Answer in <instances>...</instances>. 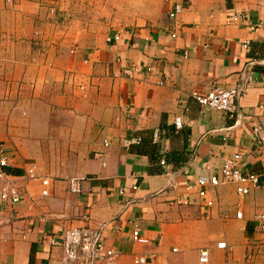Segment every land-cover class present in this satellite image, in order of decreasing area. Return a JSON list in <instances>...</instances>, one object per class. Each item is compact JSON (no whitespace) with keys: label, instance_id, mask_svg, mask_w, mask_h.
Wrapping results in <instances>:
<instances>
[{"label":"crops","instance_id":"obj_1","mask_svg":"<svg viewBox=\"0 0 264 264\" xmlns=\"http://www.w3.org/2000/svg\"><path fill=\"white\" fill-rule=\"evenodd\" d=\"M174 2L183 9L170 18ZM162 3L161 18L108 31L80 54L57 58L31 45L27 11L1 5L0 144L14 150L0 194L15 188L19 201L0 197V264H105L64 260L63 231L79 226L117 253L114 264H133L135 256L147 257L145 264H197L200 249L217 264L219 240L238 243L233 264L264 259L255 222L264 212L263 177L244 195L231 183L212 188L209 207L185 188L237 150L242 171L264 173L255 146L264 135V29L248 28L264 17V0ZM233 13L245 18L226 24ZM216 86L239 89L234 112L203 108L190 96ZM42 162L58 163L57 175ZM66 177L80 179L79 193L67 190Z\"/></svg>","mask_w":264,"mask_h":264},{"label":"built area","instance_id":"obj_2","mask_svg":"<svg viewBox=\"0 0 264 264\" xmlns=\"http://www.w3.org/2000/svg\"><path fill=\"white\" fill-rule=\"evenodd\" d=\"M189 2V0H186ZM183 9L181 2H174L169 8L167 15L172 18L180 13ZM245 18L242 13H233L225 17V23L229 24L235 22L238 19ZM249 30H255L258 28L264 29V17L255 22L248 23ZM170 37H175L173 32L170 33ZM118 36L114 34L112 37H107L105 41L116 40ZM248 44V40L244 39L241 42V46L244 48ZM183 57L186 55V51L182 52ZM83 62H86L84 60ZM125 74L129 73V70H124ZM239 89L236 87H211L207 91H192L190 96L203 108L214 109L219 111H226L232 113L235 110L234 99L238 95ZM182 123L179 118L173 120V126L175 128L181 127ZM130 142H138V138L134 137L131 140H123V144L127 145ZM103 146H107V140L102 141ZM256 147L264 154V135H260L256 140ZM242 153L240 151H234L229 156L222 159L220 166L215 174H199L195 177L192 184L186 185V190L194 189L196 195L203 200L204 207L212 205V201L207 198V193L216 186L223 183H231L234 186L235 192L238 195L246 194L250 187H254L258 184L259 178H264V173H252L242 171L240 168V160ZM9 163V155L3 149L0 144V182L5 184L7 182V174L3 170ZM160 163L163 161L160 160ZM27 177H33L34 166H30L26 169ZM67 190L71 193H79L81 191L80 179L77 177H66ZM40 184L42 186L40 195L47 194V185L49 179L47 177L40 178ZM4 190V189H3ZM121 193V190L119 191ZM0 197L4 201L10 203H16L19 201V196L15 188H9L7 192L2 191ZM240 216V211L235 212V217ZM85 219L84 216L81 217ZM256 226L259 230L264 231V212L255 215ZM136 229L132 231V238L136 239ZM51 244H55L54 239L50 240ZM64 260L76 263H87L91 260H102L105 264H114L116 252L113 249H104L102 243L99 240V235L95 230H91L85 226L71 227L63 231L60 241ZM217 249L231 251L232 246H229L223 240H219L215 243ZM174 250V249H172ZM147 257L135 256L132 259L133 264H145ZM209 254L207 249H200L197 254V264H208ZM227 264H233L231 262Z\"/></svg>","mask_w":264,"mask_h":264},{"label":"rangeland","instance_id":"obj_3","mask_svg":"<svg viewBox=\"0 0 264 264\" xmlns=\"http://www.w3.org/2000/svg\"><path fill=\"white\" fill-rule=\"evenodd\" d=\"M163 4L162 0H0V7L28 12L29 26L33 28L31 45L41 52L47 49L50 58L59 54L60 57L78 55L108 31L159 19L163 16ZM1 146L6 152L14 150L5 142ZM41 164L47 172L54 171L57 175L58 163ZM243 234H248L247 228ZM234 244L231 251H223L217 264L229 262L228 258L237 249L238 243ZM261 260L260 264H264V259ZM211 263L210 258L208 264Z\"/></svg>","mask_w":264,"mask_h":264},{"label":"trees","instance_id":"obj_4","mask_svg":"<svg viewBox=\"0 0 264 264\" xmlns=\"http://www.w3.org/2000/svg\"><path fill=\"white\" fill-rule=\"evenodd\" d=\"M5 172H6V173H10V172H12V171L7 169Z\"/></svg>","mask_w":264,"mask_h":264}]
</instances>
